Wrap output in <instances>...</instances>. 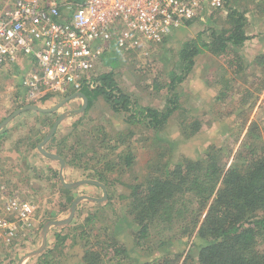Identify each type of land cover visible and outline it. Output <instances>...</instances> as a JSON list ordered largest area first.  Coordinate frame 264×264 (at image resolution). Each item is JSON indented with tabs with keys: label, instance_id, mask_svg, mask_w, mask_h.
I'll return each mask as SVG.
<instances>
[{
	"label": "rangeland",
	"instance_id": "1",
	"mask_svg": "<svg viewBox=\"0 0 264 264\" xmlns=\"http://www.w3.org/2000/svg\"><path fill=\"white\" fill-rule=\"evenodd\" d=\"M233 5L236 7L235 11L241 13L239 2L234 1ZM213 15L217 17L215 21L212 20ZM225 15L226 5L219 11L207 10L201 18L193 21L163 44L127 54L112 51L110 58L102 66V75L110 73L119 89L127 96H133L131 100L137 107L152 108L156 105H163L166 103L164 92L169 82V74L171 71H179L180 63L177 57L181 46L196 40L200 33H202L200 36L206 40L209 27L225 28ZM236 52L239 51L231 50L234 57L230 56L226 60L210 65L203 61L204 58L197 59L198 66L195 65L186 76V80L176 87L179 93L178 111L174 112V115L158 133L151 129L148 130L142 121L130 119L131 113L129 112L112 111L102 97L93 100L90 98V107L84 109L85 111L80 115L74 114L79 115L77 121L82 123L78 128L75 126V129H78L75 130L78 135L77 140L80 137L87 145L91 144V149L99 147L98 152L104 159L115 157L122 148H124L122 153L127 154L128 149L134 158L133 166L126 175L124 174L125 176L119 177V181L113 177L110 179L93 175L92 167L88 166L86 168L89 170L85 173H92V176L62 177L65 185L79 180L83 182V179L100 183L106 189L105 200L102 188L97 187L95 191L86 188L78 193L79 189L85 188L83 184L72 190L71 194L69 191L61 190L62 186L57 180L53 179L51 183L48 179L51 183L48 184V191L43 190L38 193L40 195L35 198L36 201L30 200L33 204L36 202L35 216L42 215L43 221L56 220L62 212L63 215H67L70 205L76 199L81 198V194H84L87 195L86 197L97 199L98 202L92 203L91 200L85 201L84 199L79 201L82 206L79 208L81 210L76 213L77 223L65 230L68 235L74 233L82 237L75 244L74 249H83L84 244H87L88 249L96 248L95 251L103 249L101 253L106 254L104 264H160L163 258H167L172 264L179 254H189L194 257L202 244V240L197 239L194 234L167 242L163 246L136 244L135 235L139 227L134 218H138L139 213L128 214L127 212L131 206V200L127 199L130 191L125 184H136L145 189V180L156 165H162L161 169L166 160L173 169L174 165L184 160L196 162L202 159L206 155V150L211 147L225 149V155L228 156L230 150L233 154L236 153L243 141L247 126L250 124L245 123L248 114L242 110L240 105L238 106L240 99L242 100V84L247 87L249 81L242 78V61L235 58V55H238ZM228 62L232 66H229ZM28 66V63L20 64L23 70ZM20 67L0 76V123L14 111L27 105L20 86L23 74ZM160 91L162 92L158 96ZM63 99L64 97L51 98L36 106L49 109ZM76 102L70 104L69 101L52 113L26 111L23 112L25 114L21 113L14 117L9 123H55L60 114L68 113V109L82 108L79 98H76ZM213 103L216 104L213 105ZM71 116L68 114L65 121L71 122L74 118ZM262 116L264 118L263 114ZM195 117L200 124L199 130L192 134L189 128L187 132H184L181 127L182 123L188 125L195 120ZM74 121H76L75 118L72 122ZM256 124L258 125L256 133L260 135V141L257 144H260L259 149L264 151V120ZM6 126L0 129V133ZM33 131L37 133L38 129L35 128ZM31 135H34L33 132ZM120 141L123 143L117 147ZM113 147L119 150L116 148L115 153L112 150ZM87 154L88 158L92 157V155L89 156L91 153ZM71 156L79 159L77 156L82 158L84 153ZM87 163L89 161L83 158L79 165L85 167ZM77 170L79 169L74 171ZM28 178L21 177L24 183H27L25 179ZM45 198L48 203L46 208L42 202ZM32 242V239L28 240L29 245ZM17 243L7 247L0 246V264H18L24 259L23 252L20 251ZM26 248L31 249L28 246ZM30 261L32 260L25 261V264H31Z\"/></svg>",
	"mask_w": 264,
	"mask_h": 264
},
{
	"label": "trees",
	"instance_id": "2",
	"mask_svg": "<svg viewBox=\"0 0 264 264\" xmlns=\"http://www.w3.org/2000/svg\"><path fill=\"white\" fill-rule=\"evenodd\" d=\"M233 3L234 0H225L228 18L225 28L218 32L209 27L206 40L200 33L196 40L184 43L179 49V71L169 74L168 99L163 109L137 107L119 89L110 73L101 74L99 86L85 90L82 95L88 101L102 97L112 111L129 112L130 119L142 121L146 128L158 133L177 109L175 89L191 71L196 56L206 50L226 60L234 57L231 50L247 39L245 19L235 11ZM235 56L238 60V55ZM181 127L184 132L191 128L193 134L200 124L183 122ZM257 128L256 123L247 126L234 154L230 150L228 156L225 149L211 147L196 162L184 160L173 169L166 160L161 169L162 165H156L145 180V189L127 184L130 191L127 199L131 200L127 212L139 213L134 218L139 227L136 244L163 246L194 234L202 240L197 254L194 257L179 254L172 264H264V151L257 144L260 141ZM118 158L121 168L124 165L130 168L134 161L129 151L120 153ZM105 258L101 251L87 250L82 260L84 264H104ZM160 264L170 261L163 258Z\"/></svg>",
	"mask_w": 264,
	"mask_h": 264
},
{
	"label": "built area",
	"instance_id": "3",
	"mask_svg": "<svg viewBox=\"0 0 264 264\" xmlns=\"http://www.w3.org/2000/svg\"><path fill=\"white\" fill-rule=\"evenodd\" d=\"M225 0H0V76L28 63L27 105L99 86L112 51L163 44ZM36 205L0 186V246L32 226Z\"/></svg>",
	"mask_w": 264,
	"mask_h": 264
},
{
	"label": "crops",
	"instance_id": "4",
	"mask_svg": "<svg viewBox=\"0 0 264 264\" xmlns=\"http://www.w3.org/2000/svg\"><path fill=\"white\" fill-rule=\"evenodd\" d=\"M234 1H238L241 6V13L245 19L244 33L247 39L241 45L235 47L233 51H239L236 53L239 55L238 61H242V78L249 81V86L247 87L242 84V100L240 99L238 106L240 105L242 110L248 114V119H246L245 123H261V121L264 120L262 116V114L264 115V0ZM216 18V15H213L212 20ZM227 20V15H225V21ZM215 29H217L218 32L221 31L220 28L215 27ZM200 58H204L203 61H206L208 65L224 60L222 58H216L208 51L204 50L194 59V66H198L196 61ZM175 90V93L179 97L177 89ZM161 92L162 91L158 93V96ZM130 97L132 98L133 96L130 95ZM164 97L167 101V90L164 92ZM72 100H70V104L77 103L76 98ZM79 100L81 101V105H83V100ZM101 102L105 103L104 101ZM215 104L216 103H213V105ZM165 105L166 103L163 105H156L152 107V109L161 110ZM88 107L90 106L87 100L86 108L88 109ZM86 108L82 110H80L81 108L79 110L68 109V113L58 116V118L63 116L58 124H56L57 120H55V123L6 124L7 126L5 125V129L0 133V186H7L9 190H14L19 197L28 201H36L35 198H38L40 195L38 193L43 190L48 191V184L50 185L53 183V179L61 184L63 187H61V190L64 191L71 192L78 186H82L83 184L80 183L82 180H79L73 183H66L68 188L61 182V177L80 175H84V177L92 176V173H85V171L89 170L86 166L92 167L91 170L93 175H99V177H108L110 179L113 177V179L119 181L121 175L125 176L130 168H132L133 164L130 168L125 165L121 168L118 157L120 153L124 151V148L119 151V154L116 153V148L122 144L123 141H120L116 148H112L116 153L115 157L104 159L101 153L98 152L99 147L96 149L93 147L91 149V144L87 145L80 137L77 140L78 135L75 130L78 129H75V126L78 128L82 124L78 123L77 120L79 119L80 113L85 111ZM75 113L79 115H74ZM68 114L72 115L71 117H74L76 121L72 122L74 118L71 122L68 120L65 121ZM196 120L197 117H195L194 121ZM35 128L38 129L37 133L33 131ZM6 129H8V131H6ZM32 132L34 135H31ZM117 150L119 149L117 148ZM128 151L127 149V152ZM77 153H84V156H82V158L77 156L79 159L74 158L76 156H71ZM87 153H91L89 156L92 155V157L88 158ZM55 157L62 159L63 165ZM83 158L89 161V163L85 164V167L79 165V162L83 161ZM75 169L79 170L74 171ZM21 177H29L25 179L27 183H24ZM48 179L51 180V183ZM84 180L85 179H83V181ZM83 186L85 188L79 189L77 191L78 193L82 192L84 189L86 190V188L94 189V191L97 188V186L92 184H84ZM125 186H127V184H125ZM85 196L87 195L81 194V198ZM42 202H44L46 208L48 204L47 199L45 198ZM91 202L97 203L98 201L94 200ZM72 204L70 205V209ZM81 206L80 202L75 206L73 218L68 223L49 226L45 233L46 244L42 250L40 249L43 245L44 226L50 222L57 223L66 220L70 210L67 215H63L62 212L60 217L51 221H43L42 215L35 216L32 226L26 228L25 233L18 235L12 242H19V244L17 243L16 245L20 247V251L23 252V256L21 255L24 257L22 263L25 264L28 260H32L30 261L31 264H84L82 258L86 254V251H93L96 250V248L88 249L87 244H84L85 248L74 249L75 244H77L82 237L74 235V233L68 235V233L65 232L66 228L70 229V226H74L77 223L78 216H76V213L81 210L79 209ZM31 239L33 242L29 245L28 240L31 241ZM108 240H110V238ZM26 246L31 249H27ZM98 250L102 251L103 249Z\"/></svg>",
	"mask_w": 264,
	"mask_h": 264
},
{
	"label": "water",
	"instance_id": "5",
	"mask_svg": "<svg viewBox=\"0 0 264 264\" xmlns=\"http://www.w3.org/2000/svg\"><path fill=\"white\" fill-rule=\"evenodd\" d=\"M75 98H79V99H82L83 100V105H82V108H86L87 106V99L84 95L82 94H77V95H72V96H68L66 98H64L63 100H61L59 103H57L54 107L52 108H49V109H42V108H39L38 106L36 105H26L25 107L21 108V109H18L16 111H14L9 117H7L6 119H4L1 123H0V129L2 127H4L6 124H8L14 117L18 116L19 114L23 113V112H26V111H33V112H38V113H52V112H55L56 110H58L59 108H61L65 103H67L68 101L72 100V99H75ZM62 117L61 116L60 118L57 119V123H60V121L62 120ZM56 159H58L60 161V163L63 165V160L60 159L59 157H55ZM61 182L64 184V182L62 181V177H61ZM82 184H92V185H95L97 187H100L102 188V190L104 191V200L106 199V195H105V187L103 185H101L100 183L98 182H95V181H90V180H85L83 182H80ZM79 183V184H80ZM66 187H68V185H65ZM69 188V187H68ZM81 199H85V200H91V201H96L97 199H92V198H89V197H82V198H79V199H76L73 204H72V207L70 209V213H69V216L66 220L64 221H61V222H57V223H54V222H50L48 223L46 226H44V229H43V233H44V237H43V245L41 247L40 250H42L44 247H45V244H46V239H45V233L47 231V229L49 228V226L51 225H54V224H66L68 223L72 218H73V215H74V212H75V206L76 204L81 200ZM23 261V260H22ZM22 261L18 264H22Z\"/></svg>",
	"mask_w": 264,
	"mask_h": 264
}]
</instances>
